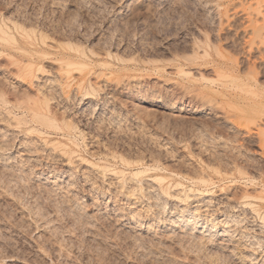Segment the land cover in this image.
<instances>
[{"label":"rangeland","instance_id":"1","mask_svg":"<svg viewBox=\"0 0 264 264\" xmlns=\"http://www.w3.org/2000/svg\"><path fill=\"white\" fill-rule=\"evenodd\" d=\"M0 3V23L15 31L9 39L0 34V241L9 237V248L20 251L24 245L25 252L0 264H264V86L262 92L253 87L256 72L264 71V0ZM12 21L21 23L20 30ZM39 34L48 44L41 45ZM217 50L230 59L227 64ZM37 83L38 90L32 85ZM29 112L52 118L60 130ZM15 114L29 124L15 126ZM135 170L143 171L130 178ZM244 189L248 198L240 193ZM28 205L45 216L29 217ZM177 217L192 221L186 225ZM52 233H59L62 247ZM44 238L51 248L47 255L38 247Z\"/></svg>","mask_w":264,"mask_h":264},{"label":"bare ground","instance_id":"2","mask_svg":"<svg viewBox=\"0 0 264 264\" xmlns=\"http://www.w3.org/2000/svg\"><path fill=\"white\" fill-rule=\"evenodd\" d=\"M4 1H5V0H4ZM15 2H16V1H15ZM24 2H25V1H24ZM57 2H58V1H57ZM10 3H11V2H10ZM58 3H59V2H58ZM8 4H9V3H8ZM14 4H15V3H14ZM0 5H1V3H0ZM53 5H54V4H53ZM6 6H7V5H6ZM0 11H1V10H0ZM13 13H15V12H13ZM11 14H12V13H11ZM3 15H4V14H3ZM22 15H23V14H22ZM7 16H8V15H7ZM5 17H6V16H5ZM9 17H10V16H9ZM24 17H25V15H24ZM7 18H8V17H7ZM15 19H16V18H15ZM0 20H1V17H0ZM4 20H5V19H4ZM4 20H2V21H4ZM29 20H30V19H29ZM8 21H9V19H8ZM40 21H41V20H40ZM263 21H264V19H263ZM0 22H1V21H0ZM5 22H6V21H5ZM12 22H13V21H12ZM14 22H15V21H14ZM14 22H13V23H14ZM26 22H27V21H26ZM28 22H29V21H28ZM28 22H27V23H28ZM33 22H34V21H33ZM3 23H4V22H3ZM10 23H11V22H10ZM13 23H11V24H13ZM29 23H30V22H29ZM42 23H43V22H42ZM16 24H17L19 27H18ZM30 24H31V23H30ZM35 24H36V23H35ZM3 25H4V24H3ZM3 25L0 23V34L5 35V37L9 39V38L11 37V35L13 34V33L11 34V31H12V30L10 29V32L8 33V32H7L8 29H6V26L4 25V26H5V27H4ZM25 25H27V24H25ZM32 25H33V24H32ZM55 25H56V24H55ZM9 26H10V25H9ZM9 26H8V27H9ZM15 26H17V29L19 28L18 30H20V28H21V23H20V24H18V23H14V24H13V28H15ZM35 26H36V25H35ZM8 27H7V28H8ZM30 27H31V26H30ZM53 27H54V26H53ZM229 27H230V26H229ZM26 28L29 30L28 27H26ZM36 28H37V27H36ZM40 28H41V27H40ZM45 28H46V27H45ZM61 28H62V27H61ZM24 29H25V28H24ZM24 29H23V25H22V29H21L22 32H24ZM34 29H35V27H34ZM48 29H49V28H48ZM203 29H204V28H203ZM14 30H15V29H14ZM41 30H42V29H41ZM231 30H232V29H231ZM26 31H27V30H26ZM32 31H33V30H32ZM12 32H15V31H12ZM16 32H17V31H16ZM20 32H21V31H20ZM207 32H208V31H207ZM24 33H26V32H24ZM203 33H204V32H203ZM17 34H18V33H17ZM26 34H27V33H26ZM47 35H48V34H47ZM12 36H13V35H12ZM27 36H28V35H27ZM64 36H65V35H64ZM228 36H229V35H228ZM38 37H39V38H38V39H39L38 41L40 42V40H41V38H40V34H39ZM41 37H43L42 40L46 39V38H45L46 36L43 35V34H42ZM65 37H67V36H65ZM215 37H216V36H215ZM34 38H35V36H34ZM61 38H62V37H61ZM206 38H207V37H206ZM216 38H217V37H216ZM226 38H227V37H226ZM232 38H233V37H232ZM2 39H4V38H2V37L0 36V40H2ZM13 39H14V38H13ZM13 39H12V40H13ZM196 39H197V38H196ZM207 39H208V38H207ZM223 39H225V38H223ZM223 39L221 38V40H223ZM228 39H229V37H228ZM42 40H41V45L44 44V42H42ZM46 40H47V39H46ZM66 40H67V39H66ZM210 40H211V39H210ZM218 40H220V39H218ZM226 40H227V39H226ZM208 41H209V40H208ZM61 42H62V41H61ZM201 42H202V41H201ZM209 42H210V41H209ZM211 42H213V41H211ZM211 42H210V43H211ZM232 42H233V40H232ZM68 43H69V41H68ZM97 43H98V42H97ZM205 43H206V42H205ZM237 43H238V42H237ZM46 44H48V43H46ZM46 44H44V45H46ZM51 44H52V43H51ZM69 44H70V43H69ZM74 44H76V43H74ZM195 44H196V43H195ZM206 44H207V43H206ZM211 44H212V43H211ZM214 44H216V43H214ZM222 44H223V43H222ZM234 44H235V43H234ZM234 44H233V45H234ZM262 44H263V43H262ZM36 45H37V44H36ZM65 45H66V43H65ZM80 45H81V44H80ZM174 45H175V44H174ZM229 45H230V44H229ZM49 46H51L50 48L53 47L52 45H49ZM49 46H48V47H49ZM59 46L61 47V45H59ZM76 46H79V45H76ZM99 46H100V45H99ZM107 46H108V45H107ZM177 46H178V45H177ZM181 46H182V45H181ZM191 46H192V45H191ZM196 46H197V45H196ZM214 46H215V45H214ZM224 46H225V44H224ZM81 47H82V46H81ZM90 47H91V46H90ZM105 47H106V46H105ZM184 47H185V46H184ZM215 47H216V46H215ZM228 47H229V46H228ZM261 47H264V46L262 45ZM53 48H54V47H53ZM70 48H71V47H70ZM78 48H79V47H78ZM92 48H93V47H92ZM174 48H175V46H174ZM179 48H180V47H179ZM181 48H182V47H181ZM197 48L200 49V47H198V46H197ZM211 48H212V47H211ZM62 49H63V48H62ZM79 49H80V48H79ZM99 49H100V47H99ZM104 49H105V48H104ZM182 49H183V48H182ZM186 49H187V48H186ZM212 49H213V48H212ZM214 49H215V48H214ZM81 50H82V49H81ZM88 50H89V47H88ZM88 50H87V51H88ZM96 50H97V49H96ZM101 50H102V48H101ZM101 50H100V51H101ZM154 50H156V49H154ZM159 50H160V49H159ZM173 50H174V49H173ZM193 50H195L194 47H193ZM230 50H233V49L231 48ZM259 50L261 51V48H260ZM76 51H77V50H76ZM174 51H175V50H174ZM177 51H178V50H177ZM177 51H176V52H177ZM198 51H199V50H198ZM213 51H215V50H213ZM224 51H227V50H224ZM235 51H236V50H235ZM263 51H264V49L262 48V52H263ZM0 52H1V51H0ZM90 52H91V50H90ZM96 52H97V51H96ZM113 52H114V51H113ZM124 52H125V51H124ZM134 52H135V51H134ZM176 52H175V53H176ZM182 52H184V51H182ZM204 52H205V51H204ZM232 52H233V51H232ZM1 53H2V52H1ZM79 53H81L80 56L82 55L83 57H86L85 54H84V51H83V53H82V51L79 50ZM91 53H93V52H91ZM116 53H117V52H116ZM145 53H146V52H145ZM147 53H148V52H147ZM160 53H161V52H160ZM193 53H194V52H193ZM218 53H219V56L223 57L222 62H221L223 65L227 64V63L230 61L229 58L224 57V56H223L224 54H221V52H219V51L217 50L215 54L218 55ZM230 53H231V52H230ZM233 53H234V52H233ZM38 54H39V53H38ZM45 54H46V53H45ZM45 54H44V55H45ZM95 54H96V53H95ZM107 54L109 55V53H107ZM142 54H143V53H142ZM148 54H149V53H148ZM180 54H182V53H180ZM203 54H204V55H208L207 52H206V54H205V53H203ZM203 54H202V55H203ZM41 55H42V54H41ZM46 55H47V54H46ZM49 55H51V54H49ZM93 55H94V54H93ZM98 55H99V54H98ZM100 55H102V54H100ZM120 55H121V54H120ZM130 55H131V54H130ZM140 55H141V54H140ZM150 55H151V54H150ZM150 55H149V56H150ZM9 56H10V55H9ZM47 56H48V55H47ZM103 56H104V55H103ZM109 56H111V55H109ZM135 56H136V55H135ZM152 56H153V55H152ZM152 56H151V57H152ZM159 56H160V55H159ZM162 56H163V55H162ZM182 56H183V55H180V57H182ZM232 56H233V55H232ZM232 56H231V57H232ZM31 57H33V56H31ZM132 57H133V56H132ZM204 57H205V56H204ZM87 58H88V57H87ZM117 58H118V60L121 59V57H120V59H119V57H117ZM124 58H125V57H124ZM127 58H128V57H127ZM130 58H131V57H130ZM183 58L185 59L184 56H183ZM196 58H197V57H196ZM196 58H195V59H196ZM243 58H244V56H243ZM245 58H246V57H245ZM32 59H37V58H34V57H33ZM42 59H43V58H42ZM122 59H123V57H122ZM141 59H142V58H141ZM144 59H145V58H144ZM153 59H155V58H153ZM153 59H151V60H153ZM156 59H157V58H156ZM156 59H155V60H156ZM171 59H172V58H171ZM232 59L234 60V58H232ZM254 59H255V58H254ZM254 59H253V60H254ZM125 60H126V59H125ZM125 60H124L123 62H125ZM142 60H143V59H142ZM142 60H141V61H142ZM161 60H162V57H161ZM165 60H167V59H165ZM168 60H169V59H168ZM238 60H239V59H238ZM241 60H242V59H241ZM15 61H17V60H15ZM15 61H14V62H15ZM27 61H28V60H27ZM68 61H69V60H68ZM115 61H116V60H115ZM144 61H147V59L144 60ZM144 61H143V62H144ZM156 61H157V60H156ZM172 61H173V60H172ZM187 61H188V59H187ZM17 62H19V61H17ZM21 62H22V61H21ZM21 62H20V63H21ZM23 62H24V61H23ZM34 62H35V61H34ZM123 62H120V63L122 64ZM252 62H253V61H252ZM12 63H13V61H12ZM12 63H11V64H12ZM25 63H26V62H25ZM25 63H24V64H25ZM27 63H29V62H27ZM44 63H45V62H44ZM15 64H16V62H15ZM17 64H18V63H17ZM31 65H32V63L29 64V68L31 67ZM33 65H34V64H33ZM42 65H43V64H42ZM44 65H45V64H44ZM250 65H251V64H250ZM37 66H39V67H37ZM46 66H47V65H46ZM49 66H50V65H49ZM57 66H58V65H57ZM243 66L245 67L246 65H243ZM243 66H242V67H243ZM23 67H24V66H23ZM26 67H28V66H26ZM36 67H37V69H41V68H40V64H37ZM61 67H62V66H61ZM49 68H50V67H49ZM57 68H58V67H57ZM257 68H258V67H257ZM3 69H4V68H3ZM6 69H7V68H6ZM37 69L35 68V71H37ZM145 69H146V68H145ZM258 69H259V68H258ZM11 70H12V69H11ZM30 70H31V68H30ZM48 70H49V69H48ZM241 70H242V69H241ZM9 71H10V70H9ZM9 71H7V72H9ZM19 71H20V70H19ZM202 71H203V70H202ZM249 71H250V70H249ZM12 72H13V71H12ZM29 72H31V71H29ZM178 72H179V71H177V73H178ZM182 72L184 73V70H182L180 73H182ZM187 72H188V73H187ZM187 72L185 71V73H187L188 75H190L191 72L189 71V69H188ZM189 72H190V73H189ZM193 72H194V71H193ZM243 72H244V71H243ZM10 73H11V71H10ZM35 73H36V72H35ZM35 73H34V75H35ZM38 73H40V72L38 71ZM52 73H53V72H52ZM95 73H96V72H95ZM202 73L204 74L205 72H202ZM65 74H66V73H65ZM65 74H64V75H65ZM187 74H186V75H187ZM260 74H261V75H260ZM30 75H31V74H30ZM52 75H53V74H52ZM198 75H199V74H198ZM35 76H36V75H35ZM37 76H38V75H37ZM47 76H48V75H47ZM55 76H56V75H55ZM199 76H200L201 79H204V78L206 79V77L203 78L202 75H199ZM28 77H29V76H28ZM39 77H40V76H39ZM59 77H61V76H59ZM139 77H140V76H139ZM37 78H38V77H37ZM4 79H5V78H4ZM50 79H51V77H49V79H47V81L50 80ZM205 79H204V80H205ZM208 79H209V78L207 77V80H208ZM41 80H42V79H41ZM53 80H54V78H53ZM53 80H52V82H53ZM57 80H58V79H57ZM57 80H56V82H57ZM253 80H254V81H253V83H254L253 87H256V88H261V87H263V86H264V71L261 70V71L256 72L255 77H254ZM29 81H30V80H29ZM32 81H33V80H32ZM32 81H31V82H32ZM37 81H38V80H37ZM56 82H55V83H56ZM58 82H59V81H58ZM58 82H57V83H58ZM136 82H137V81H136ZM32 83H33V82H32ZM42 83H43V82H42ZM50 83H51V82H50ZM30 84H31V83H30ZM34 84H35V82H34ZM34 84H32V85H33V87H35V88L37 87V85H39V84L37 83L36 86H34ZM44 84H45V86H46V83H44ZM44 84H40V85L43 86ZM138 84H139V83H138ZM138 84H137V85H138ZM159 84H160V83H159ZM32 85H30V86L32 87ZM49 85H50V84H49ZM49 85H47V86H49ZM53 85H54V83H53ZM55 85H56V84H55ZM55 85H54V86H55ZM107 85H108V84H107ZM135 85H136V84H135ZM54 86H53V87H54ZM129 86H130V85H129ZM151 86H152V84H151ZM171 86H172V85H171ZM38 87H39V86H38ZM38 87H37V88H38ZM51 87H52V86H51ZM127 87H128V86H127ZM131 87H132V86H131ZM137 87H138V86H137ZM11 88H12V87H11ZM13 88H14V87H13ZM37 88H36V89H37ZM41 88H42L43 90H44L45 88L48 89L47 87H45V88L40 87L39 90H40ZM90 88H91V87H90ZM128 88H129V87H128ZM133 88H134V87H133ZM251 88H252V87H251ZM15 89H16V88H15ZM15 89H14V90H15ZM29 89H30V88H29ZM36 89H34V90H36ZM42 89H41V90H42ZM51 89H52V88H51ZM54 89H55V88H54ZM91 89H93V88H91ZM111 89H112V88H111ZM134 89H135V88H134ZM254 89H255V88H254ZM10 90H11V89H10ZM37 90H38V89H37ZM137 90H138V89H137ZM32 91H33V90H32ZM44 91H46V90H44ZM143 91H144V90H143ZM262 91H263V90H262V88H261V92H262ZM0 92H1V91H0ZM19 92H20V91H19ZM21 92H23V91H21ZM26 92H27V91H26ZM26 92H24V94H25ZM36 92H37V91H36ZM38 92H39V91H38ZM38 92H37V93H38ZM49 92H50V91H48V93H49ZM52 92L55 93V91H52ZM134 92H135V91H134ZM170 92H171V91H170ZM170 92H169V94H170ZM17 93H18V92H17ZM27 93H28V92H27ZM37 93H36V94H37ZM44 93H46V92H44ZM57 93H58V92H57ZM93 93H94V92H93ZM142 93H143V92H142ZM172 93H173V92H172ZM172 93H171V94H172ZM186 93H187V92H186ZM0 94H1V93H0ZM4 94H5V93H4ZM8 94H9V93H8ZM19 94H20V93H19ZM22 94H23V93H22ZM29 94H30V93H29ZM42 94H43V91H42L41 95H42ZM46 94H47V93H46ZM126 94H127V93H126ZM140 94H141V92H140ZM162 94H163V93H162ZM184 94H185V93H184ZM2 95H3V94H2ZM9 95H11V94H9ZM14 95H15V94H14ZM27 95H28V94H27ZM30 95H32V93H31ZM38 95H40V94L38 93ZM44 95H45V94H44ZM44 95H42V97H43ZM48 95H50V93H49ZM52 95H53V94H52ZM94 95H95V94H94ZM112 95H113V94H112ZM151 95H152V94H151ZM172 95H173V94H172ZM172 95H171V96H172ZM176 95H177V93H176ZM19 96H20V95H19ZM19 96H18V97H19ZM23 96H24V95H23ZM23 96H22V97H23ZM58 96H59V95H58ZM58 96H57V97H58ZM135 96H136V95H135ZM141 96H142V95H141ZM169 96H170V95H169ZM33 97H34V94H33ZM50 97H51V96H50ZM167 97H168V96H167ZM172 97H173V96H172ZM174 97H176V96H174ZM0 98L2 99L3 97L0 96ZM31 98H32V96H31ZM34 98H35V97H34ZM43 98L46 99L47 102H48V100H49V99H48V96H47V98H46V95H45ZM53 98H54V97H53ZM79 98H80V97H79ZM81 98H82V97H81ZM156 98H157V97H156ZM26 99H27V98H26ZM28 99H29V97H28ZM28 99H27V100H28ZM44 99L40 98V100H41V101L43 100V102L45 103V106H46L45 108L47 109V107H49V106H48L49 104H47V103L45 102L46 100H44ZM51 99H52V98H50V100H51ZM54 99H55V98H54ZM17 100H19V99L17 98ZM32 100H33V99H32ZM72 100H73V98H72ZM80 100H81V99H80ZM0 101H1V100H0ZM4 101H5L7 104L9 103L8 100H7L8 102H7L6 100H3V102H4ZM37 101H38V100H37ZM67 101H68V100H67ZM170 102H171V101H170ZM22 103H23V102H22ZM22 103H20V104H22ZM28 103H29V102H28ZM41 103H42V102H41ZM44 103H43V104H44ZM59 103H60V102H59ZM59 103H58V104H59ZM164 103H165V102H164ZM16 104H17V103H16ZM50 104H51V103H50ZM17 105H18V104H17ZM17 105H16V106H17ZM56 105H57V104H56ZM167 105H169V104H167ZM173 105H174V103H173ZM16 106H15V108L17 109ZM22 106H23V105H22ZM22 106H21V107H22ZM24 106H25V105H24ZM169 106H171V105H169ZM19 107H20V106H19ZM134 107H135V106H134ZM180 107H181V106H180ZM22 108H25V107H22ZM34 108H35V107H34ZM40 108H41V107H40ZM50 108H51V107H50ZM55 108H56V107H55ZM57 108H58V107H57ZM57 108H56V109H57ZM25 109H27V108H25ZM41 109H42V108H41ZM48 109H49V108H48ZM63 109H64V107H63ZM179 109H180V108H179ZM182 109H184V108H182ZM6 110L9 111L7 108H6ZM29 110H30V109H29ZM42 110H43V109H42ZM50 110H51V109H49V112H50ZM59 110H60V108H59ZM61 110H62V109H61ZM139 110H140V109H139ZM186 110H187V109H186ZM189 110H191V109H189ZM195 110H196V109H195ZM7 111H6V112H7ZM26 111H28V110H26ZM47 111H48V110H47ZM47 111H46V113H47ZM51 111H52V113H53V114H51V115H54V113L56 112V110H55V112H53V110H51ZM136 111H137V110H136ZM147 111H148V110H147ZM10 112H11V111H10ZM15 112H17V111H15ZM20 112H21V111H20ZM33 112H35V111H33ZM33 112H32L31 114H35V116H37V117H38V115H42V114H40V113L37 114V113H33ZM37 112H38V111H37ZM49 112H48V114H49ZM62 112H63V111H62ZM62 112H60V113H62ZM150 112H151V111H150ZM191 112H192V111H191ZM7 113H9V112H7ZM7 113H5V114H7ZM11 113H12V112H11ZM22 113H23V112H22ZM57 113H58V112H57ZM57 113H56V114H57ZM71 113H72V112H71ZM143 113H144V112H143ZM145 113H146V112H145ZM23 114H24V113H23ZM29 114H30V112H29ZM31 114H30V115H31ZM15 115H16V114H15ZM15 115H14V116H15ZM19 115H20V117L22 116L21 114H19ZM57 115H58V114H57ZM57 115H56V116H57ZM61 115H62V114H61ZM67 115H68V114H67ZM2 116H3V115H2ZM12 116H13V115H12ZM14 116L11 117V118H12L11 120L14 119ZM45 116H46V115H45ZM45 116H44V117H43V116H39L40 119H39V117H38V118L36 117L35 120L39 119L38 121H41V122H43V120H44V122H45V121L47 122V123L45 122L46 124H48V122H49V125H48V126L53 125V126H51L50 128L55 127V129H54V128H52V129H54V130H57V129L60 130V128H59L58 126H56L57 124H53L55 121H54L52 118L48 117V118H50V119H47V118H46L47 116H46V117H45ZM54 116H55V115H54ZM54 116H53V118H54ZM56 116H55V117H56ZM120 116H121V115H120ZM125 116H126V114H125ZM148 116H149V115H148ZM22 117H23V116H22ZM24 117H25V116H24ZM42 117H43V120H42ZM65 117H67V116H65ZM1 118H2V117H1ZM25 118H26V117H25ZM30 118H31V119L33 118V119H34V116L31 115ZM44 118H46L47 120H45ZM164 118H165V117H164ZM2 119H3V118H2ZM5 119H6V115H5ZM23 119H24V118H19V116L17 117V115H16V119L13 120V121L16 123L15 126H16V125L19 126V124H20L21 122H22V124H24V123L27 124V123H28V122H26V121H27L26 119H24V120H26L25 122H24ZM58 119H59V118H58ZM8 120H9V119H8ZM15 120H16V121H15ZM50 120L53 121L51 124H50V122H51ZM61 120H62V116H61ZM69 120H70V119H68V117H67V123H69ZM30 121H31V120H30ZM32 121H33V120H32ZM32 121H31V122H32ZM38 121H36V122H38ZM8 122H9V121H8ZM11 122H12V121H11ZM41 122H40V124H43V126L46 127V125H44V123H41ZM56 122H57V121H56ZM60 122H61V121H60ZM72 122H73V121H72ZM110 122H111V121H110ZM217 122H218V121H217ZM255 122H256V121H255ZM4 123H5V122H4ZM17 123H19V124H17ZM74 123H75V122H74ZM78 123H79V122H78ZM10 124H11V123H10ZM12 124H14V123H12ZM26 124H25V125H26ZM28 124H29V123H28ZM40 124H39V125H40ZM69 124H71V123H69ZM218 124H219V123H218ZM229 124H230V123H229ZM245 124H246V123H245ZM254 124H255V123H254ZM64 125H67V124L65 123ZM213 125H214V124H213ZM230 125H231V124H230ZM40 126H42V125H40ZM48 126H47V127H48ZM67 126H68V125H67ZM67 126H66V127H67ZM72 126H73V125H72ZM76 126H77V125H76ZM220 126H221V125H220ZM56 127H58V128H56ZM66 127H65V130L69 128V127H68V128H66ZM206 127H207V126H206ZM222 127H223V126H222ZM226 127H227V126H226ZM226 127H225V128H226ZM228 127H229V126H228ZM230 127H231V126H230ZM230 127H229V128H230ZM27 128H28V127H27ZM31 128H32V126H31ZM31 128L29 127L28 131H29ZM33 128H34V131H33V132L37 133V132H36L37 126H36V129H35V127H33ZM33 128H32V129H33ZM38 128H39V127H38ZM207 128H208V127H207ZM212 128H214V127H212ZM216 128H218V127H216ZM229 128H228V129H229ZM25 129H26V128H25ZM40 129H41V127H40ZM74 129H75V128H73V131H74ZM218 129H219V128H218ZM239 129H240V128H239ZM68 130H69V129H68ZM68 130H66V131H68ZM211 130H212V129H211ZM215 130H217V129H215ZM221 130L223 131V129H221ZM25 131H27V129H26ZM25 131H24V132H25ZM28 131L26 132V135L29 134ZM37 131H38V130H37ZM224 131H225V130H224ZM226 131H227V130H226ZM6 132H7V131H6ZM40 132H42V131L39 130L38 133L40 134ZM63 132H65V131H63ZM210 132H211V131H210ZM215 132H216V131H215ZM219 132H220V131H219ZM219 132L217 131V133H219ZM234 132H235V131H234ZM43 133H44V132H43ZM46 133H47V132L45 131L44 134H46ZM60 133H61V137H62L63 134H62V132H60ZM82 133H84V132H82ZM221 133H223V132H221ZM225 133H226V132H225ZM230 133H231V132H230ZM24 134H25V133H24ZM41 134H42V133H41ZM66 134H67V132H66ZM66 134H65V135H66ZM74 134H77V133H74ZM198 134H200V133H198ZM202 134H203V132H202ZM212 134H213V133H212ZM212 134H210V135L212 136ZM215 134H216V133H215ZM223 134H224V133H223ZM237 134H238V133H237ZM237 134H236V135L234 134L233 136L236 137ZM46 135H47V134H46ZM48 135H50V134H48ZM227 135H228V134H227ZM238 135H239V134H238ZM243 135H244V134H243ZM12 136H13V135H12ZM15 136H16V134H15ZM82 136H83V135H82ZM84 136H85V135H84ZM196 136H197V135H196ZM207 136H208V135H207ZM213 136H214V135H213ZM215 136H216V135H215ZM252 136H253V134H252ZM31 137H32V136H31ZM63 137H64V135H63ZM221 137H222V136H221ZM245 137H246V136H245ZM245 137H244V138H245ZM248 137H249V136H248ZM83 138H84V137H83ZM224 138H225V137H224ZM239 138H240V135H239ZM244 138H242V139H244ZM26 139H27V138H26ZM69 139H70V140H73L74 138L71 139V137H70ZM81 139H82V138H81ZM200 139H201V138H200ZM229 139H231V138H229ZM253 139H254V138H253ZM33 140H34V138H33ZM44 140H45V139H44ZM85 140H86V139H85ZM212 140H213V139H212ZM231 140H232V139H231ZM239 140H240V139H239ZM247 140H248V138H247ZM25 141H26V140H25ZM27 141H28V139H27ZM42 141H43V140H42ZM53 141H54V140H53ZM73 141H74V140H73ZM81 141H82V140H81ZM226 141H228V140L226 139ZM28 142H29V141H28ZM28 142H27V143H28ZM32 142H33V141H32ZM43 142H44V141H43ZM51 142H52V141H51ZM51 142H50V143H51ZM69 142H70V141H69ZM224 142H225V141H224ZM239 142H240V141H239ZM243 142H244V141H243ZM249 142H250V141H249ZM251 142H252V141H251ZM2 143H3V142H2ZM47 143L49 144V142H47ZM60 143H61V142H60ZM228 143H230V142H228ZM240 143H241V142H240ZM32 144H33V143H32ZM35 144H36V142H35ZM39 144H40V143H39ZM55 144H56V143H55ZM198 144H199V143H198ZM224 144H225V143H224ZM232 144H233V143H232ZM243 144H244V143H243ZM245 144H246V143H245ZM245 144H244V145H245ZM1 145H2V144H1ZM25 145H27V144L25 143ZM30 145H31V144H30ZM30 145H29V146H30ZM50 145H51V144H50ZM53 145H54V144H53ZM202 145H203V144H202ZM222 145H223V144H222ZM244 145H243V146H244ZM29 146H27V147H28V148H31V147H29ZM33 146H34V144H33ZM41 146H43V145H41ZM63 146H64V145H63ZM77 146H78V145H77ZM228 146H229V145H228ZM241 146H242V145H241ZM2 147H3V146H2ZM35 147H36V146H35ZM38 147H39V146H38ZM48 147H49V146H48ZM237 147H238V146H237ZM0 148H1V146H0ZM39 148H41V147H39ZM204 148H205V147H204ZM204 148H203V149H204ZM54 149H55V148H54ZM209 149H210V148H209ZM213 149H214V148H213ZM236 149H237V148H236ZM249 149H250V148H249ZM7 150H8V149H7ZM31 150H32V149H31ZM34 150H36V149L34 148ZM34 150H33V151H34ZM42 150H43V149H42ZM87 150H88V149H87ZM246 150H247V149H246ZM36 151H37V150H36ZM39 151H40V150H39ZM47 151H48V150H47ZM66 151H67V150H66ZM100 151H101V150H100ZM214 151H215V150H214ZM229 151H230V150H229ZM2 152H3V151H2ZM71 152H74V151H71ZM97 152H98V151H97ZM203 152H204V151H203ZM206 152H207V151H206ZM225 152H226V151H225ZM240 152H241V151H240ZM242 152H243V151H242ZM74 153H75V152H74ZM200 153H201V152H200ZM213 153H215V152H213ZM227 153H228V151H227ZM237 153H238V152H237ZM70 154H71V153H70ZM233 154H234V153H233ZM242 154H243V153H242ZM214 155H215V154H214ZM226 155H227V154H226ZM119 156H120V155H119ZM219 156H220V155H219ZM233 156H234V155H233ZM245 156H246V155H245ZM124 157H125V156H124ZM213 157H214V156H213ZM221 157H222V156H221ZM230 157H231V156H230ZM242 157H243V156H242ZM205 158H206V157H205ZM218 158H220V157H218ZM246 158H248V157H246ZM215 159H216V157H215ZM215 159H214V160H215ZM221 159H222V158H221ZM235 159H236V158H235ZM244 159H245V158H244ZM43 160H44V159H43ZM119 160H120V159H119ZM125 160H126V159H125ZM241 160H242V159H241ZM134 161H135V160H134ZM134 161H133V162H134ZM137 161H138V160H137ZM200 161H202V160H200ZM208 161H209V159H208ZM217 162H218V161H217ZM223 162H225V161L223 160ZM235 162H236V161H235ZM244 162H245V161H244ZM252 162H253V161H252ZM49 163H50V162H49ZM136 163H137V162H136ZM209 163H210V162H209ZM212 163H213V161H212ZM215 163H216V162H215ZM215 163H214V165H215ZM221 163H222V162H221V160H220V164H221ZM228 163L230 164L231 162H228ZM247 163H248V162H247ZM253 163H254V162H253ZM205 164H207V163H205ZM225 164H226V163H225ZM229 164H228V165H229ZM238 164H239V163H238ZM240 164H241V163H240ZM240 164H239V165H240ZM244 164H245V163H244ZM89 165H90V164H89ZM162 165H163V163H162ZM209 165H211V164H209ZM214 165H213V166H214ZM221 165H222V164H221ZM231 165H232V164H231ZM234 165H237V163H236V164H233V166H234ZM239 165H237V166H239ZM246 165H247V164H246ZM262 165H263V164H262ZM91 166H92V165H91ZM168 166H169V165H168ZM218 166H219V165H218ZM237 166H236L235 170H236L237 168H240L241 166H244V165H241L240 167H237ZM103 167H105V166H103ZM165 167H166V166H165ZM206 167H208V169L210 170V166L207 165ZM211 167H212V166H211ZM234 167H235V166H234ZM244 167H245V166H244ZM257 167H261V166L259 165V166H257ZM99 168H100V167H99ZM146 168H147V167H146ZM146 168H143L144 172H145V171H148V170H146ZM178 168H179V167H178ZM195 168H196V167H195ZM213 168H214V167H213ZM220 168H221V167H220ZM222 168H223L222 171H224V170L226 169L225 167H223V165H222ZM224 168H225V169H224ZM231 168H232V167H231ZM231 168H230V169H231ZM253 168H256V167H253ZM261 168H262V167H261ZM263 168H264V166H263ZM147 169H148V168H147ZM176 169H177V168H176ZM181 169H183V168H181ZM216 169L218 170V167H215V169H214L215 173L217 172ZM242 169H243V168H240L239 170L241 171ZM245 169H246V168H245ZM249 169H250V168H249ZM249 169H248V170H249ZM258 169H260V168H258ZM31 170H32V169H31ZM143 170H141V171H139V170L136 171V170H135V172H132V173H131L130 178L135 177V179H137L136 177L139 176L138 174H140ZM149 170H150V169H149ZM195 170H196V169H195ZM231 170H232V169H231ZM237 170H238V169H237ZM239 170H238V171H239ZM254 170H255V169H254ZM256 170H257V169H256ZM262 170H263V169H262ZM18 171H19V170H18ZM98 171H99V170H98ZM98 171H97V173H98ZM123 171H124V170H123ZM123 171H119V172H123ZM178 171H179V170H178ZM197 171H198V170H197ZM199 171H201V170H199ZM212 171H213V170H212ZM219 171H220V169H219ZM219 171H218V172H219ZM222 171H221V172H222ZM226 171H227V170H226ZM240 171H239V172H240ZM251 171H252V170H251ZM15 172H16V170H15ZM102 172H103V171H102ZM239 172H237V173L239 174ZM242 172H244V169L241 171V174H242ZM258 172H259V171H258ZM21 173H23V172H21ZM117 173H118V172H117ZM172 173H174V171H173ZM182 173H183V172H182ZM226 173H227V172H226ZM246 173H247V172H246ZM261 173H262V172H261ZM28 174H29V173H28ZM143 174H144V173H143ZM143 174H142V175H143ZM196 174H197V173H196ZM202 174H203V173H202ZM243 174H244V173H243ZM243 174H242V175H243ZM249 174L251 175V173H249ZM249 174H247V175H249ZM256 174H257V173H256ZM14 175H15V174H14ZM136 175H137V176H136ZM187 175H188V174H187ZM198 175H199V174H198ZM198 175H197V176H198ZM228 175H229V174H228ZM245 175H246V174H245ZM247 175H246L245 177H248ZM250 175H249V176H250ZM101 176H102V174H101ZM200 176H201V177H204V176H202V175H200ZM200 176L197 177V179L200 180ZM219 176H221V175H219ZM253 176H254V175H253ZM258 176H259V174H258ZM263 176H264V175H263ZM27 177H28V176H27ZM118 177H119V176H118ZM158 177H159V176H156V177L154 176V178H158ZM259 177H260V176H259ZM3 178H5V177H3ZM123 178H124V177H123ZM160 178H161V179H160ZM160 178L157 179L159 182H160V181H163V179H165L163 176L160 177ZM250 178H251V177H250ZM121 179H122V178H121ZM124 179H126V178H124ZM124 179H123V181H122V180L120 181V182H121V183H120L121 186H123V185L126 183V182H125L126 180H124ZM159 179H160V180H159ZM191 179H192V178H191ZM202 179H204L205 181H207V180H206L207 177H206V179H205V178H202ZM248 179H249V178H248ZM132 180H133V179H132ZM154 180L157 181L156 179H154ZM255 180H256V179H255ZM134 181H135V180H134ZM137 181H138V180H136V183L141 182V181H138V182H137ZM208 181H209V179H208ZM124 182H125V183H124ZM142 182H143V181H142ZM159 182H158V183H159ZM201 182H202V181H201ZM203 182H204V181H203ZM254 182H255V181H254ZM127 183H128V182H127ZM161 183H162V182H161ZM161 183H160V184H161ZM249 183H250V182H249ZM174 184H175V183H174ZM177 184H178V183H177ZM177 184H176V185H177ZM179 184H180V183H179ZM179 184H178V185H179ZM181 184H182V183H181ZM191 184H192V183H191ZM205 184H206V183H205ZM246 184H247V183H246ZM246 184H245V186H246ZM255 184H256V183H254V186H255ZM131 185H132V184H131ZM140 185H141V184H140ZM142 185H143V184H142ZM178 185H177V186H178ZM249 185H250V184H249ZM249 185H247V186H249ZM263 185H264V184H263ZM135 186H136V185H135ZM150 186H151V185H150ZM177 186H176V187H177ZM181 186H182V185H181ZM181 186H180V187H181ZM209 186H210V185H209ZM226 186H227V185H226ZM251 186H253V185H251ZM6 187H7V186H6ZM130 187H131V186H130ZM133 187H134V186H133ZM143 187H144V186H143ZM156 187H157V186H156ZM160 187H161V186H160ZM178 187H179V186H178ZM182 187H183V186H182ZM206 187H207V186H206ZM220 187H221V186H220ZM234 187H235V186H234ZM237 187H238V186H237ZM2 188H3V187H2ZM4 188H5V187H4ZM127 188H128V187H127ZM222 188H225V187L222 186ZM222 188H221V189H222ZM232 188H233V187H232ZM261 188H262V187H261ZM124 189H125V187H124ZM151 189H152V188H151ZM153 189H154V188H153ZM165 189H167V188H165ZM165 189H164L163 187H161V191H162L161 193H163V192L166 193V191H168V190H165ZM190 189H191V188H190ZM195 189H196V188H195ZM211 189H212V188H211ZM237 189H238V188H237ZM144 190H145V189H144ZM154 190H155V189H154ZM171 190H172V189H171ZM185 190H186V189H185ZM224 190H225V189H224ZM227 190H228V188H227ZM227 190H225V191L227 192ZM246 190H247V189H246ZM246 190H245V189H244V190H241L242 192H240V193H243V192H245ZM255 190H256V189H255ZM127 191H128V190H127ZM196 191H199V190H196ZM230 191H231V190H230ZM232 191H233V189H232ZM6 192H7V191H6ZM14 192H15V191H14ZM14 192H13V193H14ZM136 192H137V191H136ZM154 192H155V191H154ZM194 192H195V191H194ZM200 192H201V191H200ZM207 192H208V190H207ZM234 192H236L235 189H234ZM247 192H248V190H247ZM132 193H133V192H132ZM144 193H145V192H144ZM197 193H198V192H197ZM229 193H231V192H229ZM249 193H250V192H249ZM249 193H246V192H245L247 198L249 197V196H247V194H249ZM251 193H252V192H251ZM166 194L168 195V193H166ZM199 194H200V193H199ZM233 194H234V193H232L231 195H233ZM245 194H242V195L239 194V195H241V196L244 197ZM14 195H15V194H14ZM14 195H13V196H14ZM164 195H165V194H164ZM170 195H171V194H170ZM201 195H202V193H201ZM207 195H208V194H207ZM228 195H229V194H228ZM236 195H237V194H235V196H236ZM13 196H12V198H13ZM168 196H169V195H168ZM176 196H177V195H176ZM211 196H212V195H211ZM229 196H230V195H229ZM235 196H234V197H235ZM241 196H240V198L242 199ZM250 196H251V195H250ZM18 197H19V196H18ZM124 197H125V196H124ZM138 197H139V196H138ZM151 197H152V196H151ZM195 197H196V196H195ZM238 197H239V196H238ZM246 197H244V198H246ZM251 197H253V196H251ZM251 197H250V198H251ZM36 198H37V197H36ZM210 198H211V197H210ZM210 198H209V199H210ZM13 199H15V197H14ZM16 199H17V197H16ZM18 199H19V198H18ZM20 199H21V198H20ZM161 199H162V198H161ZM147 200H148V198H147ZM152 200H153V199H152ZM15 201H17V200H15ZM19 201H20V200H18L17 202H19ZM210 201H211V200H210ZM36 202H37V201H36ZM15 203H16V202H15ZM15 203H14V204H15ZM68 203H69V202H68ZM74 203H75V202H74ZM76 203H77V202H76ZM148 203H149V202H148ZM160 204H161V203H160ZM160 204H159V205H160ZM251 204H254V203H251ZM251 204L249 203V205H251ZM36 205H37V204H36ZM73 205H74V204H73ZM14 206H15V205H14ZM18 206H19V205H18ZM24 206H25V204H24ZM24 206H23V208H24ZM76 206H77V205H76ZM157 206H158V205H157ZM31 207H32V206H31ZM62 207H63V206H62ZM70 207H71V206H70ZM74 207H75V206H74ZM151 207H152V206H151ZM165 207H166V206H165ZM167 207H168V206H167ZM15 208L17 209V207H15ZM23 208H21V209H23ZM38 208H39V207H38ZM24 209H25V208H24ZM26 209H27L26 212H27L28 214L31 215V216H29V217H32V218H33V217H34V216H33L34 214H35L36 216H40V214H41V213H39V212L37 213V211H36L37 214H36V213H33V212H32V209L30 210L29 205H28V207L26 206ZM62 209H63V208H62ZM68 209H69V208H68ZM145 209H146V208H145ZM161 209H162V208H161ZM163 209H164V208H163ZM180 209H181V208H180ZM214 209H215V208H214ZM36 210H37V209H36ZM38 210H39V209H38ZM63 210H64V209H63ZM153 210H154V209H153ZM193 210H194V209H193ZM13 211H14V210H13ZM33 211H34V210H33ZM39 211H40V210H39ZM194 211H195V210H194ZM256 211H257V210H256ZM256 211L254 210V212H256ZM1 212H2V211H1ZM8 212H9V211H8ZM23 212H24V211H23ZM34 212H35V211H34ZM136 212H137V210H136ZM161 212H162V211H161ZM195 212H196V211H195ZM211 212H212V211H211ZM27 213H26V214H27ZM74 213H75V212H74ZM138 213H139V212H138ZM138 213H137V214H138ZM155 213H156V212H155ZM157 213H158V212H157ZM168 213H169V212H168ZM181 213H182V212H181ZM181 213H179V214H181ZM184 213H185V212H184ZM186 213H187V212H186ZM189 213H190V211H189ZM196 213H197V212H196ZM201 213H202V212H201ZM225 213H226V212H225ZM14 214H15V213H14ZM80 214H81V213H80ZM80 214H79V215H80ZM137 214L135 213V215H137ZM182 214H183V213H182ZM256 214H257V213H256ZM81 215H82V214H81ZM131 215H132V214H131ZM133 215H134V214H133ZM148 215H149V214H148ZM157 215H158V214H157ZM157 215H156V216H157ZM197 215H198V214H197ZM9 216H10V218L12 217V215L9 214V215H8V218H9ZM15 216H16V215H15ZM44 216H45V213H44V214L42 213L40 218H43ZM139 216H140V213H139ZM158 216H159V215H158ZM165 216H166V215H165ZM179 216L181 217V215H179ZM190 216H191L192 219H194V217H197L196 215H194V214H192V213H191ZM199 216H200V215H199ZM6 217H7V215L5 216V218H6ZM16 217H17V216H16ZM58 217H59V216H58ZM167 217H168V216H167ZM180 217H177V218H179L180 221L183 220V221H184V224H186V225H187V223L189 224V223H191L190 221H192V219L185 218V217H184V218L182 217V218L180 219ZM228 217H229V216H228ZM231 217H232V215H231ZM27 218H28V216H27ZM225 218H226V216H225ZM12 219H13V218H12ZM19 219H20V218H19ZM21 219H22V218H21ZM136 219H137V218H136ZM158 219H159V218H158ZM233 219H235V218L233 217ZM240 219H241V218H240ZM7 220H9V219H7ZM16 220H17V219H16ZM31 220H32V219H31ZM33 220H34V219H33ZM33 220H32V221H33ZM39 220H40V219H39ZM39 220H38L37 218H35L34 222H35V223H36L37 221L39 222ZM175 220H176V219H175ZM195 220H196V219H194V221H195ZM235 220H236V219H235ZM26 221H27V220H26ZM40 221H41V220H40ZM50 221H51V220H50ZM183 221H182V222H183ZM194 221H193V222H194ZM241 221H242V220H241ZM0 222H1V221H0ZM38 222H37V224H38ZM76 222H77V220H76ZM178 222H179V221H178ZM213 222H214V221H213ZM13 223H14V222H13ZM31 223H32V222H31ZM81 223H82V222H81ZM83 223H84V220H83ZM85 223H86V221H85ZM151 223H152V222H151ZM162 223H163V222H162ZM240 223H241V222H240ZM9 224H10V223H9ZM18 224H20V223H18ZM27 224H28V223H27ZM37 224H36V225H37ZM43 224H44V223H43ZM46 224H47V223H46ZM86 224H87V223H86ZM211 224H212V223H211ZM219 224H220V223H219ZM12 225H14V224H12ZM22 225L24 226V224H22ZM31 225H32V224H31ZM34 225H35V224H34ZM36 225H35V226H36ZM192 225H193V224H192ZM204 225H205V224L203 223V226H204ZM15 226H19V225H15ZM20 226H21V225H20ZM28 226H29V225H28ZM13 227H14V226H13ZM38 227H41V226L38 225ZM45 227H46V226H45ZM206 227H207V224H206ZM212 227H213V226H212ZM148 228H149V226H148ZM204 228H205V226H204ZM207 229H208V228H206V229H204V230L206 231ZM63 230H64V229H63ZM208 230H209V229H208ZM6 231H7V230H6ZM20 231H21V230H20ZM22 231H23V230H22ZM22 231H21V232H22ZM26 231H27V230H26ZM186 231H187V230H186ZM205 231H204V232H205ZM49 232H50V231H49ZM188 232H189V231H188ZM206 232H207V231H206ZM0 233H1V232H0ZM3 233H4V232H3ZM23 233H24V232H23ZM27 233H28V231H27ZM31 233H32V232H31ZM25 234H26V233H25ZM56 234L58 235L59 233H55V234L52 233V234H50V235H51L52 237L55 235V236H54V237H55L54 240L57 241V242L59 243L58 245L60 246V244L62 245V240H61L62 238H59L60 235L57 236ZM36 235H37V234H36ZM43 235H44V234H43ZM0 236H1V235H0ZM3 237H6V236H3V235H2V237H1L2 240L5 241V242L0 241V242L3 243V244L0 243V262L5 263V262H6L5 260L12 259L13 256H15V257H20V256L22 257V256H24V255H22L23 253L25 254V252L23 251V248H24V245L22 244L23 241L21 242V244L23 245V247L21 248L20 251H18V249L15 250L16 247H15V249H13V248H12V249L9 248L10 246L12 247V244L14 243V242L11 241L12 244H10V242H9L10 240L8 239L9 237L7 238L8 241H7V239H5V238H3ZM39 237H40V236H39ZM41 237H42V236H41ZM46 237H47V236H46ZM34 238H35V237H34ZM48 238H49V236H48ZM48 238H46V239L44 238V239L42 240L41 243H40V242L38 243V247H39V249L41 250V252L44 253V255H45V254L47 255V254L50 252L49 250L51 249V248L48 246L49 244H48V245L46 244V243L49 241ZM4 239H5V240H4ZM20 239H21V238H20ZM22 239H23V238H22ZM37 239H38V238H37ZM135 239H136V238H135ZM35 240H36V239H35ZM24 241H25V240H24ZM50 241H51V240H50ZM18 242H19V241H18ZM57 242H55V243L57 244ZM15 243H17V242H15ZM28 243H29V242H28ZM48 243H49V242H48ZM50 243H51V242H50ZM52 243H53V241H52ZM18 244H19V243H18ZM21 244H20V245H21ZM26 244H27V243H26ZM33 244H34V243H33ZM66 244H67V243H66ZM7 245H9V247H8ZM22 245H21V246H22ZM63 245H64V244H63ZM63 245H62V246H63ZM21 246H20V247H21ZM25 246H26V245H25ZM32 246H33V245H32ZM62 246H60V247H62ZM66 246H67V245H66ZM13 247H14V246H13ZM48 248H49V250H47ZM25 250H26V249H25ZM29 250H30V249H29ZM55 250H56V249H55ZM47 251H48V252H47ZM52 251H53V250H52ZM8 252H11L12 254L10 253L11 255H9ZM37 252H38V251H37ZM60 252H61V251H60ZM63 252H64V251H63ZM53 253H54V252H53ZM26 254H27V253H26ZM49 254H50V253H49ZM58 255H59V254H58ZM62 256H63V255H62ZM62 256H61V257H62ZM21 257H20V258H21ZM24 257H25V256H24ZM41 259H43V258H41ZM41 259H40V260H41ZM35 260H36V259H35ZM35 260H34V261H35ZM43 260H44V259H43ZM9 261H10V260H9ZM38 261H39V260H38ZM35 262H36V261H35ZM99 262H100V261H99ZM102 262H103V261H102ZM165 262H166V261H165ZM6 263H7V262H6ZM38 263H41V261L38 262ZM103 263H104V262H103ZM163 263H164V262H163Z\"/></svg>","mask_w":264,"mask_h":264}]
</instances>
